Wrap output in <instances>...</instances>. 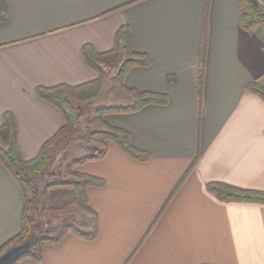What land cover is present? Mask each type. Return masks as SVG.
Wrapping results in <instances>:
<instances>
[{
    "label": "crops",
    "instance_id": "0c3cea01",
    "mask_svg": "<svg viewBox=\"0 0 264 264\" xmlns=\"http://www.w3.org/2000/svg\"><path fill=\"white\" fill-rule=\"evenodd\" d=\"M4 3L0 125L6 111L15 115L26 160L65 124L37 87L95 80L99 74L82 47L112 49L123 25L130 27L134 50L149 55L151 64L131 68L125 88L115 86L130 95L127 105L135 100L127 88L168 98L104 117L129 131L148 160L110 142L105 157L76 166L105 181L87 189L99 216L96 238L69 231L59 244L44 246L41 262L15 264H264V203L222 201L207 189L222 182L264 190V100L246 89L254 80L264 85V24L241 27V0ZM23 206L22 189L0 160V246L21 230Z\"/></svg>",
    "mask_w": 264,
    "mask_h": 264
},
{
    "label": "trees",
    "instance_id": "16d2710c",
    "mask_svg": "<svg viewBox=\"0 0 264 264\" xmlns=\"http://www.w3.org/2000/svg\"><path fill=\"white\" fill-rule=\"evenodd\" d=\"M241 4L243 13L240 17V24L243 29L250 30L264 24V17L255 11L249 0H241ZM7 18V7L4 0H0V22L6 21ZM82 53L87 63L99 74L95 80L77 86L59 84L53 87L40 86L36 89L40 98L54 104L61 110L65 117V124L42 146L35 158L26 160L22 156L18 141L19 127L16 117L10 111L3 114V122L0 125V160L20 185L24 197V206L22 228L19 233L0 246V255L14 246L27 243L31 245L28 253L16 259L12 264L23 258H31L36 262H41L44 246L59 244L69 231L88 239L96 238L99 232V216L89 204L87 189L89 186H102L105 181L97 176L78 172L75 169L76 166L84 164L88 160L105 157L110 142L116 143L126 153L138 160L145 161L151 156L149 152L137 148L132 143L129 131L108 124L104 117L111 112H134L148 104H165L168 102V98L160 93L139 92L127 88L135 99L131 105L126 107H102L96 111V117L101 128L90 132L85 140L88 144L92 142L89 145L92 151H95L93 155L72 159L67 163L66 171L62 173L64 179L57 178L60 172H54L53 167L60 151L53 152L52 149L61 134L77 127L82 116L80 104L95 99L101 94L104 86L102 64H115L121 59V56H124L116 74L117 82L123 88H125V76L131 68L151 64L149 55L134 50L128 25H123L118 30L115 45L112 49L99 52L91 44H85L82 47ZM197 85L199 98L201 99L204 87L203 64L198 73ZM246 89L259 95L264 100V85L259 80L249 82ZM194 165L195 161L190 165L173 192L180 188ZM57 188L73 190L74 196L59 204H52L50 201L51 192ZM207 189L222 201L264 203V190L243 189L222 182H209ZM76 209L87 216L85 222H83L85 223L84 229H81L74 222L65 223L58 232L52 234L50 228H45L40 224L39 215L41 214L61 215L68 210L75 211ZM88 225L89 228H87Z\"/></svg>",
    "mask_w": 264,
    "mask_h": 264
},
{
    "label": "rangeland",
    "instance_id": "374dc122",
    "mask_svg": "<svg viewBox=\"0 0 264 264\" xmlns=\"http://www.w3.org/2000/svg\"><path fill=\"white\" fill-rule=\"evenodd\" d=\"M251 5L253 6L252 3ZM123 59L124 58H122V60ZM122 60L120 59L115 64H105L107 67H104V64H102V67H104L102 68V75L104 76V79L106 78L107 85L105 91L102 89L101 94L97 98L80 104L82 108V116L77 127L74 130L65 131L56 141V145L52 151L57 152V150H59L60 152L58 153L53 171L60 172V174L57 176L58 179H64L62 173L63 171H66V165L69 161L74 158L93 155L95 152L92 151L89 145L92 142H89L88 144L85 140L88 138L90 132L101 128V125L96 117V111L102 107L128 106L127 104L129 102L130 95L126 91L119 90L118 86H115L118 84L116 83L117 79L115 75L122 64ZM73 196V190L57 188L52 190L50 201L52 204H59L72 198ZM86 218V214H82L77 209L75 211L68 210L61 215H39V219L41 220L40 224L45 228H50L49 230H51L52 234L58 232L60 227L65 223L74 222L81 229H84L85 223L83 222H85L84 220H86Z\"/></svg>",
    "mask_w": 264,
    "mask_h": 264
},
{
    "label": "water",
    "instance_id": "95a60500",
    "mask_svg": "<svg viewBox=\"0 0 264 264\" xmlns=\"http://www.w3.org/2000/svg\"><path fill=\"white\" fill-rule=\"evenodd\" d=\"M30 244H23L7 249L0 255V264H12L16 259L25 255L30 250Z\"/></svg>",
    "mask_w": 264,
    "mask_h": 264
},
{
    "label": "built area",
    "instance_id": "2783aa9c",
    "mask_svg": "<svg viewBox=\"0 0 264 264\" xmlns=\"http://www.w3.org/2000/svg\"><path fill=\"white\" fill-rule=\"evenodd\" d=\"M253 4L255 11L264 16V0H249Z\"/></svg>",
    "mask_w": 264,
    "mask_h": 264
}]
</instances>
